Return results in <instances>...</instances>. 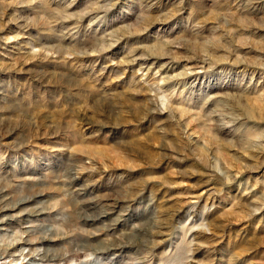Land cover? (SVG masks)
Masks as SVG:
<instances>
[{"label": "rangeland", "instance_id": "obj_1", "mask_svg": "<svg viewBox=\"0 0 264 264\" xmlns=\"http://www.w3.org/2000/svg\"><path fill=\"white\" fill-rule=\"evenodd\" d=\"M0 264H264V0H0Z\"/></svg>", "mask_w": 264, "mask_h": 264}]
</instances>
